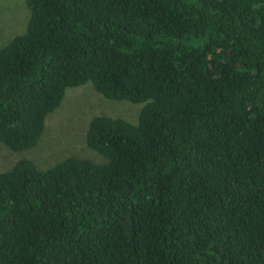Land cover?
<instances>
[{"label": "trees", "instance_id": "16d2710c", "mask_svg": "<svg viewBox=\"0 0 264 264\" xmlns=\"http://www.w3.org/2000/svg\"><path fill=\"white\" fill-rule=\"evenodd\" d=\"M0 48V142L68 88L144 104L68 157L0 172V264H264V0H24Z\"/></svg>", "mask_w": 264, "mask_h": 264}, {"label": "rangeland", "instance_id": "374dc122", "mask_svg": "<svg viewBox=\"0 0 264 264\" xmlns=\"http://www.w3.org/2000/svg\"><path fill=\"white\" fill-rule=\"evenodd\" d=\"M29 18L30 11L24 0H0V48L24 33ZM143 106L106 99L90 83L68 88L60 106L47 115L43 132L34 147L12 151L0 142V172L10 170L22 159L32 161L42 171L68 157L104 164L107 159L85 142L91 119L106 116L136 124Z\"/></svg>", "mask_w": 264, "mask_h": 264}]
</instances>
